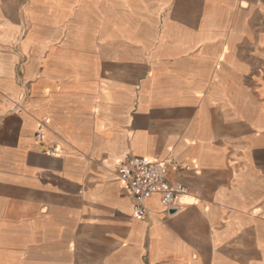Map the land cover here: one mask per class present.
<instances>
[{
    "label": "crops",
    "instance_id": "obj_1",
    "mask_svg": "<svg viewBox=\"0 0 264 264\" xmlns=\"http://www.w3.org/2000/svg\"><path fill=\"white\" fill-rule=\"evenodd\" d=\"M0 264H264V0H0Z\"/></svg>",
    "mask_w": 264,
    "mask_h": 264
},
{
    "label": "built area",
    "instance_id": "obj_2",
    "mask_svg": "<svg viewBox=\"0 0 264 264\" xmlns=\"http://www.w3.org/2000/svg\"><path fill=\"white\" fill-rule=\"evenodd\" d=\"M42 135L40 130L37 136ZM170 164L171 161L149 160L127 154L123 161L116 165L117 178L129 193L135 218L147 219L146 204L155 195L160 197L161 204L168 210H175L178 198L188 194L185 186L175 185L169 180Z\"/></svg>",
    "mask_w": 264,
    "mask_h": 264
},
{
    "label": "water",
    "instance_id": "obj_3",
    "mask_svg": "<svg viewBox=\"0 0 264 264\" xmlns=\"http://www.w3.org/2000/svg\"><path fill=\"white\" fill-rule=\"evenodd\" d=\"M175 211V210H172V212Z\"/></svg>",
    "mask_w": 264,
    "mask_h": 264
}]
</instances>
